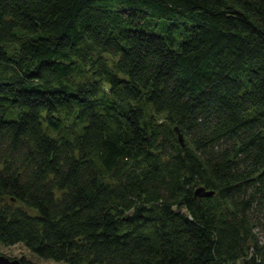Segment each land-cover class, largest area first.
<instances>
[{
	"label": "trees",
	"instance_id": "1",
	"mask_svg": "<svg viewBox=\"0 0 264 264\" xmlns=\"http://www.w3.org/2000/svg\"><path fill=\"white\" fill-rule=\"evenodd\" d=\"M0 47V246L264 264V0H0Z\"/></svg>",
	"mask_w": 264,
	"mask_h": 264
},
{
	"label": "rangeland",
	"instance_id": "2",
	"mask_svg": "<svg viewBox=\"0 0 264 264\" xmlns=\"http://www.w3.org/2000/svg\"><path fill=\"white\" fill-rule=\"evenodd\" d=\"M259 221L264 224V208H262V212L259 215ZM256 232L259 234V236L264 239V230L260 225L256 226ZM0 254L4 255L6 257H10L12 259H19V258H24L27 261H30L34 264H63V263H56L51 260H44L36 255H34L32 252L28 251L21 245H16L14 247L10 248H5L0 246Z\"/></svg>",
	"mask_w": 264,
	"mask_h": 264
},
{
	"label": "water",
	"instance_id": "3",
	"mask_svg": "<svg viewBox=\"0 0 264 264\" xmlns=\"http://www.w3.org/2000/svg\"><path fill=\"white\" fill-rule=\"evenodd\" d=\"M0 50H1V47H0ZM178 139L182 143V138L180 134H178ZM194 194L195 196H198V197H211L214 195V191H207L204 188L200 187L195 190ZM0 264H21V263L17 259H9L8 257L4 255H0Z\"/></svg>",
	"mask_w": 264,
	"mask_h": 264
}]
</instances>
